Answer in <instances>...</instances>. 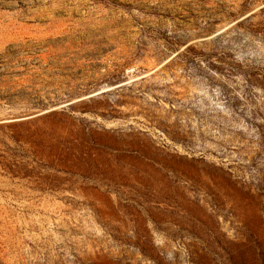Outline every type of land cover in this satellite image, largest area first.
<instances>
[{
    "label": "rangeland",
    "instance_id": "obj_1",
    "mask_svg": "<svg viewBox=\"0 0 264 264\" xmlns=\"http://www.w3.org/2000/svg\"><path fill=\"white\" fill-rule=\"evenodd\" d=\"M0 264H264V0H0Z\"/></svg>",
    "mask_w": 264,
    "mask_h": 264
},
{
    "label": "bare ground",
    "instance_id": "obj_2",
    "mask_svg": "<svg viewBox=\"0 0 264 264\" xmlns=\"http://www.w3.org/2000/svg\"><path fill=\"white\" fill-rule=\"evenodd\" d=\"M53 4V3H52ZM53 6H54V4H53ZM60 7V6H59Z\"/></svg>",
    "mask_w": 264,
    "mask_h": 264
}]
</instances>
